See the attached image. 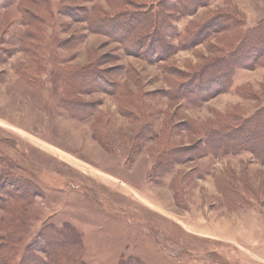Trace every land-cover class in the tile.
Returning <instances> with one entry per match:
<instances>
[{
    "label": "rangeland",
    "instance_id": "374dc122",
    "mask_svg": "<svg viewBox=\"0 0 264 264\" xmlns=\"http://www.w3.org/2000/svg\"><path fill=\"white\" fill-rule=\"evenodd\" d=\"M83 7L120 6L0 0V170L21 182L0 195V243L16 249L8 264L47 259L34 240L51 226L68 237L52 264H264V162L250 150L199 149L209 126L264 109V65L236 68L201 104L166 95L174 71L196 70L264 28V0H209L178 17L184 36L221 14L230 21L161 61L91 30L75 14ZM84 71L106 74L116 90H75ZM24 183L30 196L13 191Z\"/></svg>",
    "mask_w": 264,
    "mask_h": 264
},
{
    "label": "trees",
    "instance_id": "16d2710c",
    "mask_svg": "<svg viewBox=\"0 0 264 264\" xmlns=\"http://www.w3.org/2000/svg\"><path fill=\"white\" fill-rule=\"evenodd\" d=\"M71 1L74 0H66V2ZM108 1H113L115 5L120 7L113 13L104 10L93 13L92 9L83 7L82 11L75 12V14H81V18L95 32L117 38V35L121 34L124 49L127 52L133 51L131 53H135L147 61L152 59V61L166 60L177 49L194 47L197 43L204 41L211 33H216L224 28L220 25L230 21L227 14H221L205 20L200 27L188 32L186 36L181 33L175 35L172 23L180 16L194 14L199 7L208 5L209 0ZM76 10L78 9L76 8ZM173 37H177L176 44L172 41ZM239 40L230 51L221 54L196 70L185 73L174 71L173 73L179 76V81L170 86L166 95L171 99L183 98L191 103L201 104L211 94L226 90L230 86L236 68L247 65L252 66L254 62L264 65V28L249 31L241 36ZM246 48L247 50H245ZM246 62H249V64ZM209 74L211 75L210 78L206 79ZM77 79L74 86L75 90L79 88L85 90L102 88L106 90L105 92L116 90L113 84H108L106 74L98 71H84ZM204 132L206 137L201 142L200 150L221 155L250 150L258 160L264 162V109L243 120L234 118L227 123L209 126ZM179 154L180 157H183L182 152H179ZM19 179L20 177L11 175L7 170H0V195L10 196L11 192L6 190L5 186L21 185ZM13 188H15L13 190L15 192L19 188L18 192L22 190V193L26 196L33 194L32 191L34 190L32 185L28 183H24L21 188L20 186ZM14 197L20 200L25 198L19 195ZM1 204L2 201L0 200ZM63 229H66L65 226ZM49 238L53 240L48 242ZM34 243L36 249L43 250L48 258L28 256L26 264H52L50 259L53 258L56 250L59 252L63 246L68 245V237L61 235L59 230L55 229V226H51V234L41 231ZM70 243H73V240ZM76 243H73V245ZM14 252H16V249L10 243H0V264H8ZM65 258L67 257L65 256ZM70 264L79 263L71 260Z\"/></svg>",
    "mask_w": 264,
    "mask_h": 264
}]
</instances>
